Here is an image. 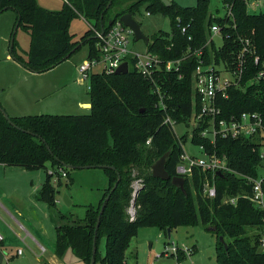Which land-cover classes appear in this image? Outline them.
Here are the masks:
<instances>
[{
  "label": "trees",
  "instance_id": "1",
  "mask_svg": "<svg viewBox=\"0 0 264 264\" xmlns=\"http://www.w3.org/2000/svg\"><path fill=\"white\" fill-rule=\"evenodd\" d=\"M64 1L62 9L55 12L40 7L37 0H0V14L14 10L18 29L31 37L26 59L17 52L16 40L10 48L11 56L34 73L52 70L86 45L89 58L99 57L98 39L92 29L80 41H76L70 32L72 22L79 16L93 28L101 30L109 28L127 13L139 16L143 6H146L147 13L161 12L171 16L172 32L156 33L148 43V51L166 61L184 58L189 47H204L206 63H212L213 59L217 63L222 59L230 62L232 51L238 49V36L250 38L256 53L264 61V9L249 13L243 0H219L231 6L233 19L216 16L211 10V0H198L195 7H181L175 2L166 7L159 0ZM178 19L183 25H191L187 35L178 28ZM214 24L221 27L223 48L218 49L214 43L205 47L210 27ZM234 24L235 29L232 28ZM188 35L192 36V41H188ZM197 61L192 54L183 59L180 72L160 75L158 81L163 100L154 93L152 84L132 68L127 75L102 73L91 76L92 107L87 115L11 117L14 127L0 111L2 165L33 170L46 169V164L50 163L53 168L66 171L68 184L73 183L70 178L72 170L62 164L116 169H103L108 187L99 207L88 206L84 219L68 221V217L58 214L56 255L59 258L71 249L85 264L91 263L101 207L118 183L97 230L95 264L100 261L102 264H125L129 241L141 227L157 228L168 236V229L172 232L178 227L199 225L216 238L217 264H264V254L259 252L264 211L255 208L248 199L253 188L247 178L259 177L261 169L260 144L256 140L217 138L215 144H211L209 139L201 137V129L196 128L191 142L205 146L209 154L226 157L229 170L218 175L195 169L192 177L185 178V193L171 180L164 181L152 175L153 165L171 151L166 171L171 178L177 176L176 169L187 138L176 137L173 128L164 122L168 116L177 123H185L189 117H194L193 73ZM258 72L259 67L251 64L243 79V89L232 88L228 99L218 102L223 117L243 113L264 115V77L246 85ZM148 140H151L150 144H147ZM53 176L54 173L47 171L39 198L56 207L57 190L52 184ZM208 179L216 186L213 199L204 194ZM135 182H140L142 188L134 197ZM236 196H242L236 206L224 203L226 198ZM132 208L135 211L133 220ZM102 237L106 238V253L100 259L98 243ZM220 237L224 238L227 249Z\"/></svg>",
  "mask_w": 264,
  "mask_h": 264
},
{
  "label": "rangeland",
  "instance_id": "2",
  "mask_svg": "<svg viewBox=\"0 0 264 264\" xmlns=\"http://www.w3.org/2000/svg\"><path fill=\"white\" fill-rule=\"evenodd\" d=\"M40 7L46 10L60 11L64 0H37ZM181 7H195L198 0H174ZM262 7L255 13L264 9ZM211 10L220 16L225 14V7L219 0H211ZM218 10V12H216ZM139 17L143 33L150 39L156 33H171V16L167 13H147L146 6L141 7ZM253 13V12H250ZM17 13L9 9L0 14V106L10 117L22 116H75L87 115L92 107L83 108L79 102H90V80L80 82L79 66L88 55L89 47L82 49L72 57L62 62L52 70L34 73L21 64L18 65L10 53L12 35L15 33ZM89 22L79 16L72 22L70 32L76 41H80L90 29ZM16 50L25 59L30 49L31 37L21 28L16 31ZM214 41L218 47L223 45L221 35H216ZM129 49L134 53H145L148 44L144 41L136 42L130 38ZM132 64L130 63V66ZM100 68L92 73H100ZM3 104V105H2ZM10 104L12 107H8ZM196 127L193 117L185 123H177L174 133L176 137L187 138L184 149L190 155L203 157L198 146L191 141ZM47 171L54 172L52 184L57 190L56 207L42 202L39 194L47 178ZM58 173L60 177H58ZM259 179L264 177V170L259 169ZM70 178L73 183L68 184L69 178L61 177L59 168H53L50 163L45 168L25 170L17 166L0 164V186L7 189L8 194L18 193L23 200L15 205L24 213V218H18L33 236L25 237L22 243L12 244L11 249L3 251L5 260L2 264H85L68 249L63 258L56 255V238L58 214L68 217V221L85 218L87 207H99L108 179L103 169L72 170ZM61 179V184L59 181ZM73 200V205L64 202V195ZM25 200V202H24ZM10 209V207H8ZM10 211L14 214L12 209ZM18 217V215L15 214ZM1 233V232H0ZM40 244L42 248L37 246ZM175 243L179 246L196 245L192 257L182 259L183 264H217L216 238L199 226H182L173 230L171 238L165 236L159 229L141 227L129 241L125 252V264H176L173 256L162 254L165 244ZM21 250L23 255L18 256ZM106 253V238L102 237L98 243V255L101 258ZM98 264H102L101 261Z\"/></svg>",
  "mask_w": 264,
  "mask_h": 264
},
{
  "label": "built area",
  "instance_id": "3",
  "mask_svg": "<svg viewBox=\"0 0 264 264\" xmlns=\"http://www.w3.org/2000/svg\"><path fill=\"white\" fill-rule=\"evenodd\" d=\"M222 2V1H221ZM248 12H257L262 7L261 0H243ZM223 3V2H222ZM225 14L228 18L233 19L231 6L224 4ZM219 16L218 13H214ZM214 15V17H215ZM178 28L183 35H187L191 25H183L181 19L177 20ZM235 29L236 25H232ZM94 36L98 39V58H86L79 66L80 82L83 83L90 80L93 69L100 68L101 72L107 75L115 74L120 66L127 62L128 70L134 68L136 72L144 79L149 81L154 93L158 94L163 100L161 85L158 81L161 74L180 72L181 64L184 58L192 54L198 58L197 66L193 73V111L195 127L200 128L201 137L210 140L211 144H215L217 138L222 139H253L260 144V159L264 162V115L260 113H243L242 115H233L223 117V111L218 102L226 100L229 97V90L232 88L243 89V79L249 71L251 64L259 67V72L249 80L246 85H252L260 78L264 77V61L256 53L253 41L250 38L238 36L236 42L238 49L232 51V59L228 62L222 59L217 63L214 59L212 63H206L204 59V47L193 49L189 47L184 58L178 60L166 61L150 51L145 53H134L129 49L130 38L134 37L132 29L124 26L118 20L109 28L97 30L90 26ZM216 35H221L223 45L218 47L214 41ZM228 38V35L226 36ZM192 36L188 35V41H192ZM212 43L219 48L224 47V37L221 34V27L218 24L212 25L209 30V38L205 47ZM130 63L132 64L130 66ZM91 86L89 87L90 90ZM161 106L165 108L163 102ZM164 124L170 125L175 129L176 121L169 116L165 118ZM148 140L147 144H150ZM203 153V157L190 155L184 149L181 161L177 166V176L186 178L192 177L195 169H201L203 172L217 174L218 172H227L228 162L226 157H219L216 154H209L205 146H198ZM261 167V166H260ZM261 169L264 170L263 167ZM63 178H67V173L63 169H59ZM51 174L54 172L51 171ZM253 190L248 199L258 210L264 211V177L247 178ZM133 196H137L142 188L140 182H135ZM204 194L208 198L216 197V186L211 180H207L204 184ZM242 196L228 197L224 200L225 204L237 205L239 198ZM246 197V196H243ZM131 220L134 219L135 211L130 210ZM3 241V235L0 233V242ZM259 252L264 254V232L261 233L259 239ZM162 254L173 256L176 264H183L182 259L192 257L194 248L191 246H179L175 243L165 244ZM18 255H22V251H18Z\"/></svg>",
  "mask_w": 264,
  "mask_h": 264
},
{
  "label": "water",
  "instance_id": "4",
  "mask_svg": "<svg viewBox=\"0 0 264 264\" xmlns=\"http://www.w3.org/2000/svg\"><path fill=\"white\" fill-rule=\"evenodd\" d=\"M161 1L166 7H171L174 0H159ZM111 1L108 5V8L111 5ZM120 21L124 24V26L129 27L130 29H132L133 33H134V37L136 42L138 41H144L146 44H148L150 42V38L147 37L143 31H142V26H141V18L137 15H133L131 13H127L123 16L120 17ZM112 24V23H111ZM16 31L18 30V24L16 25ZM16 31L12 36V41H11V48L14 44V38L16 35ZM80 46H77L76 48H79ZM75 50H73L72 52H74ZM129 73L128 70V63L125 62L123 63L120 68L115 72V75L120 76V75H127ZM89 107H91V105H89ZM0 111L2 112L4 118L14 127L15 124L12 122L11 117L7 114V112L2 108V106H0ZM143 112V110H142ZM26 132V131H25ZM28 133V132H27ZM171 155V151L165 153L152 167V175L154 178H158L164 181H172V184L176 187H179L184 193H185V179L179 176H175L173 178L170 177L169 173L166 171V163L167 160L169 159ZM64 168H67L69 170H78V169H93V168H99V169H110L113 171H116V169L114 167L111 166H81V167H75V166H71V165H65L62 164ZM260 166L264 168V162L260 163ZM218 175H222V173L218 172ZM119 180H120V176H119ZM118 187V183H116L114 185V187L111 189L110 193L108 194V196L105 198L103 205L101 207L100 210V215L98 217V221H97V225H96V232H95V237H94V241H93V252H92V257H91V263L90 264H95L96 263V253H97V230L100 226V221H101V216L107 206V203L109 202L111 195L113 194V192L116 190V188ZM64 202L68 205L71 206L72 204V200L65 194L64 195ZM168 238H171V229H168ZM220 241L224 244L225 249L228 248L225 240L223 237H220ZM3 255L0 254V264L3 263Z\"/></svg>",
  "mask_w": 264,
  "mask_h": 264
},
{
  "label": "crops",
  "instance_id": "5",
  "mask_svg": "<svg viewBox=\"0 0 264 264\" xmlns=\"http://www.w3.org/2000/svg\"><path fill=\"white\" fill-rule=\"evenodd\" d=\"M49 11H52V10H49ZM86 58H88V55ZM17 64L20 65L19 63ZM79 103L81 104L83 108L89 107L90 105V102H87V103L79 102ZM8 107H12V106L8 104ZM12 194L13 195L8 194L7 189L0 186V232L3 235V241L0 242V254L2 255H3L2 253L3 251L7 249H11L13 247L12 244H16V243L19 244L25 240L23 238V233H25V237L31 238L33 240V236L26 230L23 223L18 219V218L20 219L24 218V213L15 204L16 203L23 204V200L21 199V196H19V192L16 194L15 193H12ZM73 204L74 203L72 200L71 205ZM8 207L12 209L14 214L10 211ZM15 214L18 215V217L15 216ZM172 232H171V235H172ZM37 246L43 249V247L38 243H37ZM190 246L194 248V251L197 248V246L194 244ZM17 255H18V252H17ZM3 258L5 260L4 255H3Z\"/></svg>",
  "mask_w": 264,
  "mask_h": 264
}]
</instances>
